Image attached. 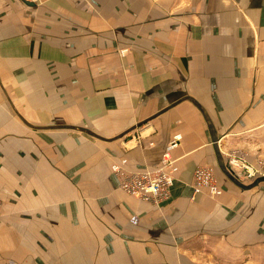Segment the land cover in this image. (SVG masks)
<instances>
[{"label":"crops","instance_id":"crops-1","mask_svg":"<svg viewBox=\"0 0 264 264\" xmlns=\"http://www.w3.org/2000/svg\"><path fill=\"white\" fill-rule=\"evenodd\" d=\"M175 136L170 198L123 191ZM230 154L264 161V0H0V264H264Z\"/></svg>","mask_w":264,"mask_h":264},{"label":"built area","instance_id":"built-area-1","mask_svg":"<svg viewBox=\"0 0 264 264\" xmlns=\"http://www.w3.org/2000/svg\"><path fill=\"white\" fill-rule=\"evenodd\" d=\"M31 1L41 3L45 0ZM179 139V136H175L170 142L159 165L155 168L141 171L129 170L126 157L114 162L112 171L119 179L120 188L140 200L155 205H160L168 200L180 169L177 160L171 154V150L177 146ZM228 157L229 169L242 181L252 180L256 175L264 174L261 173L263 172L262 160L252 165L239 154H230ZM193 190L195 194L207 191L214 198L220 197L224 192L215 169L210 166H200L195 170ZM3 205V201L0 199V216Z\"/></svg>","mask_w":264,"mask_h":264},{"label":"water","instance_id":"water-1","mask_svg":"<svg viewBox=\"0 0 264 264\" xmlns=\"http://www.w3.org/2000/svg\"><path fill=\"white\" fill-rule=\"evenodd\" d=\"M25 3L28 5H34L35 3L29 0H24ZM223 171L227 178L235 184L237 187L241 188L242 190H249L252 188H255L259 186L260 184L264 183V174H258L256 175L250 183H245L242 180H240L230 169L229 167H226L223 165Z\"/></svg>","mask_w":264,"mask_h":264},{"label":"rangeland","instance_id":"rangeland-1","mask_svg":"<svg viewBox=\"0 0 264 264\" xmlns=\"http://www.w3.org/2000/svg\"><path fill=\"white\" fill-rule=\"evenodd\" d=\"M262 171H263V172H261V173H264V161H263V168H262Z\"/></svg>","mask_w":264,"mask_h":264}]
</instances>
